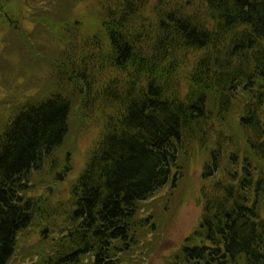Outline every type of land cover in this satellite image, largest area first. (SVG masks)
<instances>
[{"label":"trees","instance_id":"obj_1","mask_svg":"<svg viewBox=\"0 0 264 264\" xmlns=\"http://www.w3.org/2000/svg\"><path fill=\"white\" fill-rule=\"evenodd\" d=\"M150 1L98 0L108 45L93 42L97 58L93 48L60 65L86 98L96 90L83 67L106 63L115 122L71 190L67 228L42 264H121L155 225L141 204L176 187L182 158L200 151L202 214L169 264H264V0H155L148 9ZM73 100L55 92L3 124L0 264L35 218L31 175L63 146Z\"/></svg>","mask_w":264,"mask_h":264},{"label":"rangeland","instance_id":"obj_2","mask_svg":"<svg viewBox=\"0 0 264 264\" xmlns=\"http://www.w3.org/2000/svg\"><path fill=\"white\" fill-rule=\"evenodd\" d=\"M154 2L150 1L148 9ZM97 3L98 0H13L19 17L25 21L20 22L17 32L0 26V132L4 122L23 103L43 100L55 92L75 99L70 131L63 146L41 171L31 175V188L25 196L37 201L38 208L31 226L19 235L9 264H42L43 258L57 247L72 209L71 190L107 122H115V103H111L114 94L106 91V86L115 80V73L105 67L106 63L98 65L95 59L90 66L83 67L87 71L84 75L91 76V87L96 90L95 94L89 91L86 98L78 96L75 78L67 86L65 76L70 72L60 66H65L66 56L75 58L71 55L79 56L82 51L90 57L93 48L97 58L98 45L93 42L108 45ZM146 14L152 18L150 10ZM107 92L110 94L105 95ZM232 119L235 125L234 115ZM236 138L241 142L243 134ZM206 159L207 153L201 151L187 162L182 158L184 176L177 186L169 184L141 204V216L150 215L155 225L140 231L139 244L123 255L121 264L173 262L171 256L196 228L202 214L203 188L207 190L202 169Z\"/></svg>","mask_w":264,"mask_h":264},{"label":"flooded vegetation","instance_id":"obj_3","mask_svg":"<svg viewBox=\"0 0 264 264\" xmlns=\"http://www.w3.org/2000/svg\"><path fill=\"white\" fill-rule=\"evenodd\" d=\"M25 21V18H20L17 13V8L13 4V0H0V26L9 29L12 32L20 30V22ZM31 40L32 35L29 34ZM28 36V39L30 40Z\"/></svg>","mask_w":264,"mask_h":264}]
</instances>
